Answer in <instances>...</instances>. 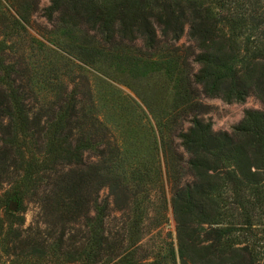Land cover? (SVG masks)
<instances>
[{
	"label": "rangeland",
	"instance_id": "rangeland-1",
	"mask_svg": "<svg viewBox=\"0 0 264 264\" xmlns=\"http://www.w3.org/2000/svg\"><path fill=\"white\" fill-rule=\"evenodd\" d=\"M49 4L0 0V54L40 127L71 110L72 138L84 152L75 165L36 162L39 141L22 138L24 161L13 150L0 153V264H180L172 198L194 181L181 135L194 118L232 134L246 110L264 103L252 94L226 102L205 93L187 27L153 48L105 43L69 12L48 16ZM44 136V129L35 134ZM99 206L101 245L80 254L87 216Z\"/></svg>",
	"mask_w": 264,
	"mask_h": 264
},
{
	"label": "trees",
	"instance_id": "trees-1",
	"mask_svg": "<svg viewBox=\"0 0 264 264\" xmlns=\"http://www.w3.org/2000/svg\"><path fill=\"white\" fill-rule=\"evenodd\" d=\"M46 11L81 18L105 43L141 40L147 48L160 36L178 40L187 27L198 49L195 81L205 93L226 102L252 94L264 103V0H50ZM13 74L0 54V125L7 135L0 153L13 150L24 161L22 145L29 142L21 139L30 138L39 141L36 162L77 164L84 149L73 141L71 110L40 127ZM42 129L44 139L35 137ZM181 138L194 181L172 198L180 264H264V110H246L232 134L194 118ZM103 209L87 216L80 254L101 245ZM59 241L57 251L62 234Z\"/></svg>",
	"mask_w": 264,
	"mask_h": 264
},
{
	"label": "water",
	"instance_id": "water-1",
	"mask_svg": "<svg viewBox=\"0 0 264 264\" xmlns=\"http://www.w3.org/2000/svg\"><path fill=\"white\" fill-rule=\"evenodd\" d=\"M11 207L14 208V203L11 204Z\"/></svg>",
	"mask_w": 264,
	"mask_h": 264
}]
</instances>
